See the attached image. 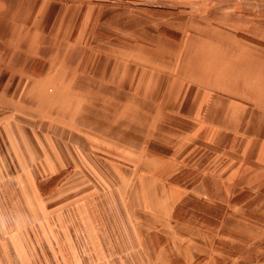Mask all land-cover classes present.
<instances>
[{
    "label": "crops",
    "instance_id": "0c3cea01",
    "mask_svg": "<svg viewBox=\"0 0 264 264\" xmlns=\"http://www.w3.org/2000/svg\"><path fill=\"white\" fill-rule=\"evenodd\" d=\"M158 28L135 9L0 0V98L43 97L53 82L54 96L101 92L130 105L137 129L154 131L137 160L142 201L132 208L159 220L157 251L177 248L180 264L206 261L220 253L213 237L224 226L219 235L242 245L224 253L233 264H264L244 255L264 242V199L253 222L237 198L239 177L264 179V45L215 26L179 39ZM187 195L225 206L214 231L177 221Z\"/></svg>",
    "mask_w": 264,
    "mask_h": 264
},
{
    "label": "rangeland",
    "instance_id": "374dc122",
    "mask_svg": "<svg viewBox=\"0 0 264 264\" xmlns=\"http://www.w3.org/2000/svg\"><path fill=\"white\" fill-rule=\"evenodd\" d=\"M58 1L139 10L174 39L215 26L264 45V0ZM47 87L43 97L0 98V264H180L177 248L157 251L159 220L132 208L134 197L142 201L134 195L137 160L154 131L137 129L132 107L101 92L72 98L65 88L54 96L53 82ZM238 181V200L261 221L253 207L264 199V179ZM181 202L176 219L190 228L214 231L225 215L219 203ZM223 229L213 237L220 253L207 250L211 258L197 264L235 263L224 253L242 245L219 235ZM248 247L247 259L264 260V242Z\"/></svg>",
    "mask_w": 264,
    "mask_h": 264
},
{
    "label": "trees",
    "instance_id": "16d2710c",
    "mask_svg": "<svg viewBox=\"0 0 264 264\" xmlns=\"http://www.w3.org/2000/svg\"><path fill=\"white\" fill-rule=\"evenodd\" d=\"M188 200L196 201V200H198V199L195 198V197H193L192 195H187V196L183 199V202H186V201H188ZM183 202H181V204H182ZM178 207H179V206H177V208L175 209V214H174V217H175V218H176V212H177V210H178Z\"/></svg>",
    "mask_w": 264,
    "mask_h": 264
}]
</instances>
